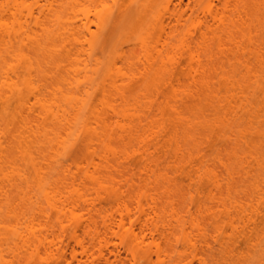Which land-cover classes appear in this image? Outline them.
I'll list each match as a JSON object with an SVG mask.
<instances>
[{"label":"bare ground","instance_id":"bare-ground-1","mask_svg":"<svg viewBox=\"0 0 264 264\" xmlns=\"http://www.w3.org/2000/svg\"><path fill=\"white\" fill-rule=\"evenodd\" d=\"M100 1L94 32L63 21L75 0H0V264L244 260L232 247L264 209V173H247L255 188L243 197L232 191L243 171L237 145L264 136V0H197L187 91L171 88L181 65L169 41L179 20L172 1L113 0L116 14ZM119 19L123 31H144V62L126 66L123 41L110 44L92 92L53 101L46 64L59 68L67 46L85 44L99 64L103 31ZM140 77L146 91L132 98L129 84ZM256 148L251 162L264 164ZM183 178L197 188L185 189Z\"/></svg>","mask_w":264,"mask_h":264},{"label":"rangeland","instance_id":"rangeland-1","mask_svg":"<svg viewBox=\"0 0 264 264\" xmlns=\"http://www.w3.org/2000/svg\"><path fill=\"white\" fill-rule=\"evenodd\" d=\"M171 1H172L173 5L175 6L174 13L177 14L176 18L179 17V20H178V22H176V21L171 22L172 23L171 24L172 29L168 30L170 32L172 31L171 39L169 41H170V45L172 46V49H173V52H172L173 60L179 61L181 63V65L177 69V73H176L175 77L172 78V87L171 88L176 89V90H180V91H187V90L192 89V86H193V79H192L193 74H191V72L189 71V68L187 66V64L189 62V53L187 51H188V48L191 49L195 46V44L193 43V40L195 39L194 36H195V34L197 35V33H196V30L194 29V27H195L194 21L196 19V16L198 14H201V13L198 12L197 0H171ZM75 2H77V3H75L74 7L69 9L67 14L65 16H63V19H64L63 21L65 22V24H68V23L73 24L74 23V25H76L77 27H79V29H81V26L84 23H87L94 32H97L98 31V27H97L98 20L96 18V14L99 12H104V7L102 6L103 4L101 3V1L99 2V0H93V1L92 0H75ZM180 2H181V6H179ZM213 3L216 5L219 4L218 0H213ZM106 4L108 6L113 7L114 3H113V0H106ZM114 9L115 8L113 7V11H111L112 10V8H111L110 12L116 14V12H114L115 11ZM197 12H198V14H197ZM124 27L125 26L121 22V19H119L117 24L114 25L113 27L105 28L103 33L106 34V36H108V40L106 42H104L105 44L103 43V45H102L103 47L98 49V51L96 50L97 54L95 53L96 57L99 58V64L98 63L96 64V61H94V58L92 59V58L88 57L89 50H88V46L86 44H85V50L80 51V52H77V50L73 49V47L71 45L67 46L66 49L60 54V56L58 58L59 59V62H58L59 68H54V65L46 64V66H45V69H46L45 78L42 81L43 82L42 84L45 85V87H46L47 91L49 92V95L52 97L53 101L59 102L60 99L66 95H75V96H79L81 98H86V95H87L86 92H89V93L92 92V89L90 86V81L91 80L100 81V77L102 78L100 68H102V66L106 62L108 56H110L109 55L110 51L112 52V50H111L112 47L110 44L118 43L119 41L122 40L124 43L123 47L125 48V50H128L127 55L124 56V58L125 57L128 58V59L126 58V60H128V61H125V63H124V62H121L123 60V59H121L119 61L120 63L118 62L119 64L117 66L122 67L123 63L127 66V63H129V62L130 63H137V64H141L142 62H144V52L142 50H140L141 48H140L139 43H138V38L144 33V31L133 30L130 28L126 31L125 30L123 31ZM241 30H242V28H241V26H239L238 29H234L232 31L233 33H232L231 39L236 44L238 42H241V38H242L241 37V35H242ZM61 31H63V30H61ZM262 32H264V30ZM263 36H264V34H263ZM233 41H231V42H233ZM227 42H230V41H227ZM213 43L215 44V43H217V41H213ZM234 43H231V45L233 46ZM228 44L230 45V43H227V44H224L225 46H223V47H226V45H228ZM215 45L217 46L218 43ZM216 46H214V47H216ZM221 47H222V45H221ZM193 49L191 50L192 51L191 53H193L194 50L196 53V51L198 50L197 47H196V49H194V50ZM68 50H71L72 53L75 52V54L71 55L70 60H68L66 57V53H67L66 51H68ZM126 66H125V68L123 66L124 70L122 69L123 70L122 72H127ZM122 82L124 84V82H126V80H123ZM129 85L131 87V88H129L130 89L129 92H131L133 94L132 95L130 93L131 95L129 94V96L132 98H133V96L138 97V95H142L146 91L145 90L146 81L143 80L141 77L135 79L134 82L133 81L130 82ZM169 90H171V89L169 88ZM96 95H97L98 99L96 97L94 102L97 101V103H98V100H100L102 96L100 95V93H98ZM258 100H259V102H257ZM258 100L256 102L259 104L260 99L258 98ZM244 120H247V119L244 118ZM262 120H264V118ZM259 121H261V119ZM260 135H259V137H258V135H251L250 138H249V136H248V138L244 137L246 139L242 138V141H240L239 145H237V149L240 151V152L238 151L239 155H240L239 157H240L241 161H243L239 167V170H243V171H241L240 178H238L237 176H234L236 183L239 180L238 183L235 184L236 185L234 187L235 190L233 189L234 191H232V193L234 192L233 193L234 197L235 196H237V197L242 196L243 197L244 194H246L245 192H247V191L251 192L253 190V188H255V187H253L254 186V179H252V178L255 177L256 175L260 176V174L262 176L263 175L262 173H264V170H263L264 168L261 169L262 171L260 169H258L261 166H263L264 164L257 165L256 162H254V161L251 162L252 159L250 157V154H251L250 152H252V154H253V151H254L253 148L255 149L256 146L257 147L259 146L262 150V151L260 150L262 152L261 154H264V136L260 137ZM213 138L215 141L216 137L213 136ZM251 138H253L255 140H252ZM247 139H249V140H247ZM250 139H251V141H255L252 143L257 144V145L255 144L256 145L255 147L251 148L252 149L251 151H250V146H252V144H250ZM246 141H248L249 143ZM214 143L218 144V140ZM214 143L212 141V144L211 145L209 144L210 146L206 145L207 147H205L204 150H206L205 152L207 153V155L208 154L211 155L214 152L215 147H217L216 145L213 146ZM78 145L79 146H77V149H76L77 154L76 153L75 154L81 155V153L83 151L82 150L83 147L81 144H78ZM256 149L258 150V148H256ZM254 153L256 154V152H254ZM209 155H208V157H210ZM257 155H259V154L257 153ZM209 159H211V158H209ZM232 159H233V157H232ZM233 162H234V160H233ZM252 169L254 170V172H252ZM247 173L248 174L251 173L255 176H253V175L250 176ZM259 176H256V178ZM181 182H182L181 184L183 185V187L185 189L191 187L192 190L194 191V189L197 188L196 184L189 181L188 179L183 178V180H181ZM238 194H239V196H238ZM260 213L261 214H258L259 216L258 215H256L257 217L255 216L256 220L254 222V225L250 226V228L245 230V232L243 234H237L235 236V240H236L235 245H233V247H232V249H234L233 254L235 256L238 255V256L243 257V258H244V256H246V258H244V260L238 261V262H231V261H225V260H223V261L220 260V262H219L217 260H212L214 263L209 262V260H208V262H209L208 264H264V209L263 208H261ZM207 214H205V215H207ZM203 217H204V215H203ZM1 225H5L8 227V222L5 224L1 223ZM253 227H254V231H257V232H253V230H252ZM255 228H257V229L255 230ZM214 246H215V248L218 247L216 245H214ZM118 249L117 250L121 251L120 253L124 257V255H126L124 253V250H121L122 248H120V247ZM176 249L178 251H182L181 247H177ZM173 252H175V253H173L175 255L176 250ZM209 252H211V251H208L206 253L210 254ZM186 253H187V255L189 254L188 251ZM187 257H188L187 259L182 261L183 263L181 262L179 264H191V262H192V264H199V262H197L196 260L192 261L190 254ZM50 261H48L49 264L53 263ZM215 261H217V262H215ZM125 264H133V262H127Z\"/></svg>","mask_w":264,"mask_h":264}]
</instances>
